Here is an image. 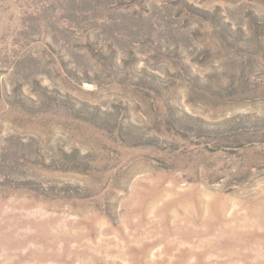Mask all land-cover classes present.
I'll use <instances>...</instances> for the list:
<instances>
[{
    "label": "rangeland",
    "instance_id": "rangeland-1",
    "mask_svg": "<svg viewBox=\"0 0 264 264\" xmlns=\"http://www.w3.org/2000/svg\"><path fill=\"white\" fill-rule=\"evenodd\" d=\"M0 264H264V0H0Z\"/></svg>",
    "mask_w": 264,
    "mask_h": 264
}]
</instances>
